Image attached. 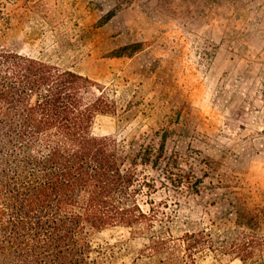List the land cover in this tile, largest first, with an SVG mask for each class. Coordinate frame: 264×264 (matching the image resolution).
Listing matches in <instances>:
<instances>
[{
	"label": "rangeland",
	"instance_id": "rangeland-1",
	"mask_svg": "<svg viewBox=\"0 0 264 264\" xmlns=\"http://www.w3.org/2000/svg\"><path fill=\"white\" fill-rule=\"evenodd\" d=\"M0 9V45L81 73L114 102L113 113L96 115L93 135L114 137L126 154L166 136L167 155L180 156L191 178L172 186L146 167L164 212L158 230L216 237L242 209L264 239V0H0ZM135 43L138 51L112 55ZM91 240L109 247L101 264L147 262V236L129 228ZM198 264L243 263L207 252Z\"/></svg>",
	"mask_w": 264,
	"mask_h": 264
},
{
	"label": "trees",
	"instance_id": "trees-1",
	"mask_svg": "<svg viewBox=\"0 0 264 264\" xmlns=\"http://www.w3.org/2000/svg\"><path fill=\"white\" fill-rule=\"evenodd\" d=\"M6 26L0 9V38ZM140 48L125 45L112 55ZM98 85L0 45V264H101L109 247H95L91 234L115 226L147 236L139 256L145 264H198L207 252L264 264L257 258L264 239L249 211L238 210L235 228L216 237L156 228L164 212L152 198L158 185L146 167L160 168L161 183L172 186L191 177L180 156L167 155L166 136L159 146L126 154L114 137L93 135L96 115L115 110L97 95Z\"/></svg>",
	"mask_w": 264,
	"mask_h": 264
}]
</instances>
